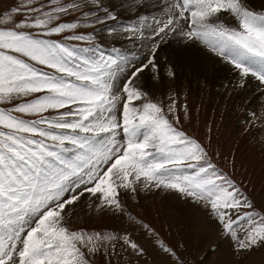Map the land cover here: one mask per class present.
Segmentation results:
<instances>
[{
  "label": "snow or ice",
  "instance_id": "snow-or-ice-1",
  "mask_svg": "<svg viewBox=\"0 0 264 264\" xmlns=\"http://www.w3.org/2000/svg\"><path fill=\"white\" fill-rule=\"evenodd\" d=\"M115 7L17 0L0 18V264H149L146 244L157 264H188L183 242L165 243L130 211L142 192L203 207L233 241L229 264H250L264 247V203L257 211L183 130L174 98L165 105L143 85L146 73L161 79L158 54L175 41L202 45L238 74L235 87L251 78L264 95V0H120L127 23ZM249 114L264 129V112ZM85 201L127 227L74 228Z\"/></svg>",
  "mask_w": 264,
  "mask_h": 264
},
{
  "label": "rangeland",
  "instance_id": "rangeland-1",
  "mask_svg": "<svg viewBox=\"0 0 264 264\" xmlns=\"http://www.w3.org/2000/svg\"><path fill=\"white\" fill-rule=\"evenodd\" d=\"M112 1L114 2L113 5L116 6L115 10L121 13L122 19L127 18L129 13L119 7L120 0ZM108 2L109 0L106 3ZM16 4L17 0H13L10 5L8 4L0 13V18ZM124 22L126 23L127 20H124ZM82 31L88 33L92 29ZM54 38L60 39V37ZM63 42L80 47L86 46L84 42ZM164 57L165 55L158 56L159 62L164 61V64L160 63L161 79H149L148 77L151 74L146 73L144 78L146 84L143 86L146 87L153 99L163 101L165 105L171 103L169 97L174 98L178 106L177 114L182 120L183 130L205 146L210 147L213 154V163L237 182H242L246 194L253 199L257 206L259 203H263L264 193H261L260 196L258 193H253L264 188V129L258 130V127L252 126L251 121L254 118L249 114L252 110H255L258 114L262 112L261 110L258 111L259 106L264 102V95H261L260 88L251 78L245 88L235 87L239 79L236 73L231 70L229 86L232 89L228 91L227 86L220 87L216 85L222 73L218 74L210 65H203V68L208 74L214 72L212 76H206L205 74L192 76L188 71L174 65L169 54ZM212 57L219 61L214 56ZM169 66L174 67L175 78L168 77ZM255 82L258 84L257 81ZM248 90H252L251 94L259 91L260 95L255 96L254 99V96L250 97L251 94L248 93ZM185 108L187 114H185ZM262 109L264 112V108ZM45 115H48V113ZM24 118L35 119L36 117ZM259 123L258 121L257 125ZM90 203L91 201H85L83 205L76 206L75 212L71 216V224L74 228H84L92 231L127 227L128 221L126 218L121 221L108 215L101 216L94 209L88 207ZM127 203L134 216L149 224L159 234L160 239L173 247L180 243L178 234L180 233L181 224L184 225V229L195 230L198 227L201 230L202 222L195 221V218L196 216L203 218L207 214V211L202 207L199 206L200 212L195 211L191 207L193 206L192 203L177 199L167 193L142 192L138 197V202L129 199ZM204 217L214 224L218 232L217 234L215 231L208 229L210 239L216 240L218 237L220 239L222 234L219 227L208 214ZM172 221L176 223V227H174ZM205 224L209 225V223ZM204 230V232H207V229ZM136 234L144 240L142 238L144 234L139 229H136ZM143 242L146 243L145 240ZM185 242L187 243L186 240ZM148 245L146 244V247ZM148 250H150L148 260H151V257H154L152 245L148 246ZM149 264L157 263L151 261Z\"/></svg>",
  "mask_w": 264,
  "mask_h": 264
},
{
  "label": "bare ground",
  "instance_id": "bare-ground-1",
  "mask_svg": "<svg viewBox=\"0 0 264 264\" xmlns=\"http://www.w3.org/2000/svg\"><path fill=\"white\" fill-rule=\"evenodd\" d=\"M12 1L13 0H0V13H2V10L8 4L10 5ZM105 1L107 2L108 0H105ZM108 3H110L111 5L114 4V2L112 0H109ZM252 3H253L254 6L259 8L260 4H261V0H252ZM124 20H127V19H124ZM127 22H129V21L127 20ZM104 43L106 45L109 44V40L108 39H104ZM123 46L126 49L139 52L138 48L134 49L133 45H131L129 43H124ZM167 54H169L171 56L172 63L174 65H176L180 69L188 71L192 76H202L204 74L206 76H212L214 72H211L210 74H208L207 71L203 68V65H205V66H209L210 65L211 67H213V69L218 74L222 73V75L219 76L220 79L216 82V85H218L220 87L227 86L228 89H229L228 91H230V89H232L229 86L230 81H231V70H232L231 66L227 65L225 62L220 60L214 54L208 52L207 49L204 48L202 45H200V44L184 45V44H178L175 41H169L168 44H165V45L162 46V49L159 52L158 56L162 57L163 55H165V57H166ZM212 56H214L219 61H216ZM159 63H163L164 64V61H160ZM236 75H237V77L239 79V76H238L237 73H236ZM253 82L256 85H258L255 82V80ZM251 91L252 90H248V93L251 94ZM259 95H260V92L257 91L255 94H251L250 97L254 96L253 98L255 99L256 98L255 96L258 97ZM259 104H260V102H259ZM259 110H261L263 112V109L261 108V106H259L258 111ZM191 207H193V210H195V211L198 210V208L196 207V205L194 206V204ZM203 226H205V225H203ZM143 241L144 240L140 239L141 243H144ZM148 246H150V245H148ZM251 259H252V261L254 260L256 262L255 264H264V257L261 256L260 254L255 255V256H251ZM252 261L250 260V262H252Z\"/></svg>",
  "mask_w": 264,
  "mask_h": 264
},
{
  "label": "crops",
  "instance_id": "crops-1",
  "mask_svg": "<svg viewBox=\"0 0 264 264\" xmlns=\"http://www.w3.org/2000/svg\"><path fill=\"white\" fill-rule=\"evenodd\" d=\"M263 131L261 132V135H262ZM255 193H258L260 196L261 193H264V188L261 190H258L257 192L255 191L253 194H255ZM263 203H264V201H263ZM257 204H258V202H257ZM259 204L257 206V211L260 210ZM196 207L198 208V210L200 209L199 206H196ZM204 210H206V209H204ZM199 212H200V210H199ZM207 214H208V212H207ZM207 214H205L204 216H207ZM204 216H203L204 219L197 217V216L195 218V221L202 222V229L201 230H199L198 227L195 230L194 229L188 230V229L183 228L184 225H182V224L180 225V228H179L180 233L178 235L180 238V243L183 242L185 244V248L187 250L186 259L188 261V264H201V261H203V264H229V261L233 259L231 256V251L233 248V241L230 238L223 236V235H221L222 239L221 238L219 239V237L216 240L210 239L209 234H208V229L215 231L217 234H218V232L216 231L214 224L211 223L210 220L205 218ZM209 216L211 217V220L216 223V221L213 219V217L211 215H209ZM205 220H206V222H205ZM207 221H209V222H207ZM172 222L174 223V227H176V223L174 221H172ZM205 223H209V225H206ZM203 225H205V226H203ZM216 225L218 226L217 223H216ZM204 229H207L206 230L207 232H204L205 231ZM224 239H226V240H224ZM185 240L187 241V243L185 242ZM258 254H260L261 256L264 257V247L257 248L256 251L254 253H252V255H258ZM250 260L252 261L251 256H250ZM148 261L149 262L154 261L155 263H157V259H155L154 257H151V260H148ZM255 263L256 262L254 260L252 262H250V264H255Z\"/></svg>",
  "mask_w": 264,
  "mask_h": 264
}]
</instances>
